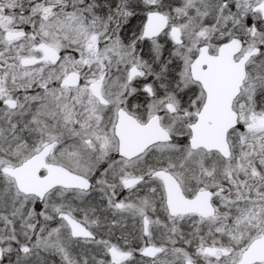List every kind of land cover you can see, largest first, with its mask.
Masks as SVG:
<instances>
[{"label":"snow or ice","instance_id":"6c2138e0","mask_svg":"<svg viewBox=\"0 0 264 264\" xmlns=\"http://www.w3.org/2000/svg\"><path fill=\"white\" fill-rule=\"evenodd\" d=\"M0 264H264V0H0Z\"/></svg>","mask_w":264,"mask_h":264}]
</instances>
